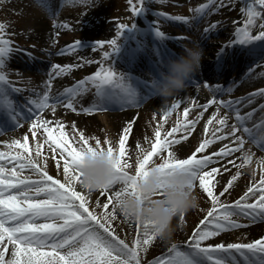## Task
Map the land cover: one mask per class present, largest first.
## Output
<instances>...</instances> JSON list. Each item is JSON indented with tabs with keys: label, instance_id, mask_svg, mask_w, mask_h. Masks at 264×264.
Instances as JSON below:
<instances>
[{
	"label": "snow or ice",
	"instance_id": "obj_1",
	"mask_svg": "<svg viewBox=\"0 0 264 264\" xmlns=\"http://www.w3.org/2000/svg\"><path fill=\"white\" fill-rule=\"evenodd\" d=\"M86 2L87 0H64V3L72 5ZM157 2L164 3L165 0ZM229 3H234V0H229ZM128 4L134 15L146 8L145 0H137L135 3L134 0H128ZM241 4L240 12L245 17L243 26L234 22L232 39L221 46L218 56L233 44L249 45L264 41V23L259 24L261 30L257 34L252 33L257 20L264 17V13L257 10V6L264 9V0H241ZM226 6L224 0H219V3L217 0H208V3L191 10L194 13L192 19L198 20L203 18L206 11H219ZM157 15L168 20L189 23V19L185 17H168L163 13ZM53 26L57 29L68 27L67 24L55 23ZM134 27L135 24L131 28L119 24L117 37L120 38L126 29L131 30ZM216 28L217 25L212 24L204 32L207 34ZM5 29L6 25L0 23V110L8 112L15 121V127H22L20 120L25 118L17 111L12 94L25 89L15 87L5 71L11 55L22 49L13 46ZM153 30L158 38H166L159 27L154 25ZM105 45L113 49L112 53H104V59L108 60L119 51L118 39L98 41L92 50ZM79 49L81 43L77 40L62 48L58 54L74 53ZM28 55L31 57V53ZM85 63L92 61L85 60ZM255 66L264 67L259 63ZM74 67L79 68L81 64L52 65L43 91L35 92L33 89L34 98H29L25 105L30 114L25 120L30 121L29 131L32 138L36 140L37 132L41 130L45 137L42 144L38 143L35 155L29 148L28 136L23 137V142L19 139L13 140L7 144L8 152H0V161H3L0 163V264H145L144 255L154 241L161 238V228L151 221L141 222L135 219L134 238L130 242L122 239L113 227V222L117 219L115 205L122 197L135 196L142 205L160 203L165 205V212L174 213L175 206L165 198L167 191L177 189L182 193L185 190L193 191L197 187L206 194L207 201L210 202L203 218L183 244H171L166 252L148 260L146 264H264V236L250 242L207 243L220 237L222 233L247 228L250 224L264 223V158L257 161L261 170L259 181L250 183L239 198L231 203L222 199L231 195L235 182L241 176L239 169L252 163L254 153L250 149L244 152L245 144L250 141L264 151V118L248 127V122L258 110L253 109L241 115L237 107L245 100L251 104L255 97H264V88L236 100L212 98L206 104L199 105L203 109L200 116L213 105H217V108L205 125V138L187 157L180 158L175 146L190 138L200 117L188 119L189 108L184 107V119L178 120L176 127L162 135L163 123L157 125L154 139L149 141V148H144L137 141L133 159L127 145L135 121L127 122L121 130L118 142L113 144L109 139L102 142L96 137H86L82 131L76 129L75 123L71 125L72 131L69 133L62 121L44 118V113L48 110L55 116L58 107L77 112V103L92 89L95 90V99L90 106H81V111L85 114H92L96 110L107 111L106 103L113 99L121 103V109L138 107L135 103L136 91L127 82L128 78L124 74L118 75L111 67H103L102 64L92 75L52 96V81L68 75ZM252 71L253 67L247 73ZM215 91L223 94L225 89L217 85ZM227 91L231 92L232 89ZM180 107L179 102L173 103L164 112L163 121L166 122L167 117ZM221 107L234 114V124L228 123L227 115H220ZM259 111L264 112V105L260 106ZM214 122L219 127L213 129V138H207L208 125ZM225 129L228 131L225 132ZM3 132L0 130V134ZM177 133L182 135L177 138ZM245 135L248 137L247 141L244 139ZM90 139L95 141L94 145L90 144ZM145 140L148 141V138L145 137ZM225 140H230L234 146L225 144L218 151H207L217 141ZM73 141L79 146H75ZM44 145L48 146L47 152L54 160L57 171L62 174L63 181L49 174L47 157L43 158L42 164L40 149ZM16 148L22 151L13 155V149ZM237 152L242 153V163L239 165L230 159ZM105 154L111 168L110 178L98 191L99 196L105 198V202L101 204L97 198L95 207H92L91 194L77 190V184L81 183L85 159ZM225 159L227 164L222 163ZM8 164L12 165L10 169ZM229 164L238 171L217 192L216 188L221 184L217 177L231 172ZM26 170L31 175H23ZM33 175L37 178L33 179ZM149 177H154L155 186L148 190L145 198V193L139 191V185L142 181L147 183ZM98 209L102 211H97ZM240 218L250 223H241ZM179 219L181 223L184 222L183 213L179 215ZM124 220L127 222L132 219L124 217Z\"/></svg>",
	"mask_w": 264,
	"mask_h": 264
},
{
	"label": "rangeland",
	"instance_id": "obj_2",
	"mask_svg": "<svg viewBox=\"0 0 264 264\" xmlns=\"http://www.w3.org/2000/svg\"><path fill=\"white\" fill-rule=\"evenodd\" d=\"M135 2H137V0H134V3ZM217 2L219 3V0H217ZM248 2H251V0H248ZM206 3H208V0H165L164 3H159L157 0H145V10L137 15H134L129 10L130 6L128 4V0H87L86 3H77L75 5L64 3V0H0V23L6 25L5 30L7 33V38L13 42V46L22 49V51L15 52L11 55L7 61V68L5 71L10 81L11 78L16 80V83H14L15 87L22 86L26 89V91L29 90V88L35 89L36 87H39V89L43 91V85L45 81L48 80V76L45 79L43 76L48 73V68L50 71L51 65L55 63L57 57L69 56L67 58L78 60L75 62L81 64V67H74V71H72V73L75 75L79 73V76H74L71 80H66V86L68 87H71L79 80L92 75L98 69V67L101 66V64L105 68L111 67L118 75L124 74V71L131 73L133 68L125 67L121 64V61L123 58V50L125 49L126 45L128 46L133 40L135 41L140 39L142 44L149 49L148 54L151 57L154 50L150 41L152 38H155V41L158 44L169 47V49H171L172 52H174L177 56L183 53L182 46L185 45L188 47H203L215 44V52L217 53L221 49L222 45L227 44L230 39H232V33L234 32L235 27L234 22L239 24V26H243L245 17L240 12V8L242 6L241 0H234V3H229V0H224L225 5L227 6L220 8L219 11L214 9L212 12L213 19H192L194 13L191 10L199 7L201 4ZM257 10L264 13V9H260L259 6H257ZM159 13H163L168 17L181 16L188 18L189 23L186 24V27L185 23L182 21L165 19L163 16L157 15ZM206 13L207 11L205 14ZM41 18H44V20ZM261 19L263 20L262 23H264V17ZM39 20L46 23V28L49 26L52 29L50 36H48L49 33L40 35L39 31H34L35 27L39 26L37 25ZM54 23L67 24L68 27L57 29L53 26ZM119 24L128 25L129 28L135 24V27L131 30L126 29L121 37L118 38L117 26ZM212 24H216L217 28L208 34H205L204 29ZM154 25L159 27V29L165 34V37H169L170 40L167 41L165 40L166 38H158L153 30ZM226 25L229 26L228 30H225ZM110 28L112 31H114L115 36L118 38L119 51L114 53L110 59L105 60L104 53L113 52L111 47H108L107 45H105L103 48L96 47L95 53L93 54H91V48H93V46L98 41L106 42L108 40L114 39L112 38V35L109 34ZM220 31H223L224 33H220V35L217 34ZM146 32L149 34L147 35V38L144 39L142 38V35ZM57 33L59 34L57 35ZM133 33H136V35L132 36ZM193 33H196V35ZM202 36H208L206 40L205 38L203 39L205 44L200 43L203 38ZM77 40H80L81 49L74 53H68L64 55L58 54L62 48H65L70 44H74ZM261 42L264 43V41H257L249 45L233 44L232 46L225 48L223 53L226 55V61L230 55L232 57L235 55L229 53V49L235 47L236 51L241 49H249L253 52H259L260 55L255 53V55L251 58H257L255 62L252 61L254 64H261L260 56L262 52L264 53V47L259 49V51L256 50L257 45ZM28 53H31V57L28 55ZM162 53H164V50H162ZM73 54H75V57ZM239 57L240 60H244L243 67L245 65L246 67L242 68L241 71L237 73L235 70L230 71L229 73L232 75V79H236L238 73L241 75L246 69L252 67L251 59L250 57H247V54L244 51L239 52ZM81 59L82 61H80ZM208 59L209 61H215L212 60L211 57H208ZM85 60H90L92 63H85ZM131 61L137 62L135 66L138 69H134L133 71H138L141 75L142 72H144L141 70L142 65L137 66V64L138 62H144V58L141 59V56H139L138 58L131 59ZM75 62L71 60L70 62L68 61V63L65 61L59 63H61L60 65L63 66L66 64H75ZM36 64L39 65L41 72H36V68H34L36 67ZM261 65H264V63ZM205 66L206 65L200 67L203 68ZM255 68L257 69V67ZM78 70H80V72H78ZM261 71L264 73V67H261ZM30 77L33 79H29ZM55 81L56 80L52 81V88L55 86ZM74 81L75 83H73ZM223 84L224 81H221L219 86L221 87ZM208 85V90L211 88L213 89L212 83H208ZM258 85L259 86H255L246 90L243 93V96L246 97L249 93L264 88L263 82L258 83ZM94 91L95 90L92 89L86 93L82 99L79 100V103L76 105L77 112H75V116L82 117L83 114H85L81 111V106L88 107L91 105L92 101H89V99L94 97ZM58 92V88H56V90L51 89V95H57ZM182 96L183 93L179 92L175 94L171 100V97L166 99V104L162 108L159 107L156 98L157 96H152L151 99L146 100L145 102L143 101L142 104L131 110L132 113L130 116V121H135V123L127 147L129 152L132 154L133 159L135 157L137 141H139L144 148H149V141L154 139V131L158 124L163 123V135L164 132L170 131L172 127H176L178 120L182 121L184 119L183 108L187 107V105H182L179 102V99ZM169 100L171 101L170 103H168ZM177 102L180 103L181 107L172 113L171 116L167 117L166 122H164V112L170 108L173 103ZM118 104L119 101L113 99L106 103V107L108 108L107 111L96 110L93 112V115L99 116V120H102L101 122L103 124H100L99 126L101 131H99V127L86 131L82 130L80 127H76V129L82 131L86 137H96L102 142L105 139H109L113 144H116L118 142L121 130L123 129V127L118 128V130L116 129V125L119 126V123L121 122L116 118V116L121 114V110L114 108V106ZM5 111L6 110H3L2 113L4 117ZM154 116L156 119H153ZM63 123L65 124V130L71 133V125L74 123V120L65 117ZM29 128L30 125L25 128L23 131L25 134L17 135L16 130H6V134H1L0 152H8L7 144L17 139L23 142V137L28 136L29 148L33 155H35V150L38 146V143H43L44 135L42 131H39L37 132V139L34 140L31 136ZM176 135L177 138H179L182 133H177ZM199 135L200 136L197 137V133L193 132L191 137V139L193 138V143L189 153H191L198 143L205 138L204 127L201 129V134ZM145 137L148 138V141L145 140ZM207 138L210 137L207 135ZM191 139L187 140L188 144L190 143ZM89 142L90 144H95V141L92 139H90ZM73 143L75 145V141H73ZM75 146L78 147L79 145ZM181 146L182 144L179 145V147ZM47 148V145H44V147L40 149L42 154L41 162L43 164V158L47 157V171L54 178H60L63 181L62 174L57 171L55 162L51 159L50 154L47 152ZM17 151L22 150L18 148L13 149L12 154L14 155ZM186 156H188V153H184L179 157L185 158ZM11 167L12 165L8 166L9 169ZM253 173H255V175H253ZM23 175L27 176L31 175V173L26 170ZM260 175L261 170L257 164L247 166L242 170L241 176L235 182V186L231 191V195L222 199L229 203L235 201L246 190V187L250 183L259 181ZM36 178L37 177L33 175V179ZM224 182H221L220 186L216 188L217 192L221 190ZM78 188V190L81 191L80 187ZM193 194L197 197V207L184 214L183 223H181L179 216H176L172 219V233L170 238H157L154 241L153 245L149 248V251L146 253V255H144L145 264L148 260H152L166 252L171 244H183L191 235L193 229L199 223L200 219L203 218L206 210L210 207V202L207 201L206 195L202 193L198 187L193 189ZM97 198L100 199V196L99 193L96 192L95 198L92 199V201L90 200L92 207H95ZM102 203L103 202H101V204ZM97 211H102V209H98ZM240 222L246 224L250 223L248 220L243 218H240ZM255 226L256 224H250V226L247 228L237 229L229 233H222L220 237L214 238L207 243L215 244L220 242H250L254 240V238L251 239L249 231ZM113 227H115L117 234L122 239H126L130 242L134 238L135 224L133 220L125 222L124 217L117 214V219L113 222Z\"/></svg>",
	"mask_w": 264,
	"mask_h": 264
},
{
	"label": "bare ground",
	"instance_id": "obj_3",
	"mask_svg": "<svg viewBox=\"0 0 264 264\" xmlns=\"http://www.w3.org/2000/svg\"><path fill=\"white\" fill-rule=\"evenodd\" d=\"M213 10L210 13L207 12L203 16V19H207V20H209L211 18L213 19V17H212ZM41 19L44 20V18H41ZM262 21L263 20L261 18L257 20L256 27L252 29L253 34L254 33L257 34V31L261 30L259 28V24L262 23ZM37 25H39V26L35 27V29H34L35 32L39 31L40 35L49 33L48 36H50V32H52V29L49 26H48V28H46V23L44 21L39 20V23ZM185 26L187 27L186 24H185ZM228 29H229V26L226 25L225 30H228ZM109 31H110L109 34L112 35V38L118 39L115 36V33H114V31H112L111 28L109 29ZM220 33H224V32L220 31L217 34L220 35ZM148 34H149L148 32L144 33L142 35V38L146 39ZM193 34L196 35V33H193ZM134 35H136V33L132 34V36H134ZM203 36H204V34H203ZM204 38L206 40L208 38V36H205L202 38V40L200 42L201 44H205L203 41ZM165 40L169 41L170 38L167 37ZM150 41H151V45L153 46V49H154L153 55H152L153 59L148 54L149 49L145 45H143L142 41L139 39V40H135V41L133 40L128 46L126 45L125 49L123 50V58H122L121 64L127 68L132 67L133 70L138 69L135 66L136 62L131 61L132 56L139 54V56H141V59L144 58V62H140L142 64V69L144 71V72H142L141 75H140V72H138V71L132 70V72L129 73L127 71H124V69H123L124 75L128 78L127 82L136 91L137 95H136L135 103L137 104V106L142 104L143 101L145 102L146 100L151 99L152 96H157L156 98H157L159 107L162 108L163 106H165L166 102L162 97H160L157 94V92L155 90V83L160 78V74H158V73H161V71H166V64H167L168 60L176 59V58L174 56V53L168 52L169 50L166 46L158 44L155 41V38L150 39ZM215 46L216 45L213 44V45L201 47L203 49V53H204V58L201 61V66L208 64L209 69L200 67V70L197 72L199 74L193 76L196 80L195 83H192L189 80L187 87L183 91H181L183 93V96L179 99V102L182 105L183 104L187 105V108H189L188 118L197 119L198 116L200 117L198 120V123L195 127V130H194V132L197 133V137L200 136L199 134H201V129L203 127L205 128L207 121L211 118L212 114L216 111V108H217V105H213V106L209 107L206 112H203L202 116H200V113L203 111V109H201L199 107V105L206 104L207 101L212 99V98L220 99L222 96H220V93L216 92V91L214 93H211V94L206 93L205 91L201 90V88L197 87L196 85L198 83H200V81H201V83H207V82L217 83L220 81V79L222 77H224L226 75L227 72L231 71L232 69H235L236 71H240L242 68H244V67H242L241 61L239 59L240 58L239 52H241V51H244L247 54V57H250V58L253 57L255 55V53L257 55H260L259 52H253L252 50H249V49H247V50L241 49L239 51H236V48L233 47L232 49H229V53L235 54V55L233 57L230 55L226 61V59H225L226 55L223 52H221L219 54V56L217 55V53L215 52L216 51ZM250 47H251V45H250ZM262 47H264L263 42H261L260 44L257 45L256 50L259 51V49H261ZM163 49L165 50V52H168V54H167L168 60L166 58L160 56L161 54H163L162 53ZM144 51L147 54H145ZM93 53H95V51H93L91 48V54H93ZM73 56L75 57V54H73ZM154 56H155V58H154ZM67 57H69V56H67ZM67 57L66 56L57 57V59L55 60V63H53V65L61 64L59 62H62V61H65L66 63H68V61L70 62L71 60H73L74 62L78 61V60L70 59ZM208 57H211L212 60H215V61L214 62L209 61ZM251 59L253 60V62H255V60L257 58H251ZM80 61H82V59ZM260 63L261 64L264 63V56L261 57ZM75 64H76V62H75ZM34 68H38V67H34ZM50 71H51V69H50ZM72 71H74V70H72ZM72 71L66 76L57 77L55 79L56 80L55 86L52 88V90H56V88H58L59 89L58 94L62 93L64 88L68 87V86H66V80H71L74 76H79L78 75L79 73L77 75H75L74 73H72ZM78 72H80V70H78ZM261 73H263V71H261V67H259L257 69L254 68V71H252L250 74H247L246 77L243 76L241 78V82H239V80H240L239 78H237L238 82H235L236 80L234 81L231 78H227L225 85L228 84L229 80H231L230 82H232V83L235 82L238 84L233 83V84L229 85L227 88L225 87L223 89L226 90L225 92H228L227 90L229 88H231L232 89L231 95L238 96L236 99H239V98L243 97V96H241V94H243L246 90L251 89L252 87H255V86H259L258 83H261V82L264 83V75H261ZM47 76L48 75L46 74L44 79ZM199 76H201V77L199 78ZM73 83H75V81ZM54 96H56V95H54ZM172 98H173V96L170 98V100ZM94 99H95V97H92L89 99V101H93ZM236 99H232V100H236ZM170 100L168 101V103L171 102ZM261 105H264V97H261V96L255 97L251 104H248L247 101L245 100L243 103L237 105V107H239V109H240L241 115H244L245 113L251 112L253 109L258 110L255 112L252 120L250 122H248V125H247L248 127H252L254 123H259L261 118H264V112L259 111V108ZM114 108L120 109V106H114ZM133 108H135V107H125V108H123L125 111H121V114L119 116H116V118L119 119V121H121L119 123L120 124L119 126L116 125L117 130L120 127H124L127 124V122L130 121V116L132 113L131 110ZM74 114L75 113L70 112V110L68 111L67 109H65L63 107H58L57 111L55 113V116H53L51 111L48 110L44 113V118L49 119V120L58 119L62 122L64 121L65 117L70 118V119L74 120L76 127H80L82 130H85V131L99 127L100 124H103L101 122L102 120H99L100 117L93 115V113L92 114H83L82 117H77ZM220 115L221 116L227 115L228 116V123L230 125L234 124L236 122L235 118H234V114L231 113L228 109H224L221 107L220 108ZM66 120H68V119H66ZM215 127H219V125H216L215 122L212 125H208L207 135L210 138H213L211 134H212V131ZM25 128H26V123L23 124L22 128L17 127L16 128V131H17L16 134L17 135L18 134L19 135L25 134L23 132L25 130ZM99 131H101L100 127H99ZM227 131H228V129H225V132H227ZM192 135L190 136L189 139H191ZM218 135H219V133H218ZM244 139L247 141L248 137L245 136ZM192 143H193V138L190 140L189 144L187 141L186 142L182 141L181 147H179V145L175 146V151H176L177 155L181 156L184 153H188V155H189L190 154L189 150L191 148ZM225 144H229L230 146H234V145H231L230 140L217 141L215 144H213L209 147L208 152L211 153V152L218 151ZM249 149L251 150V153H254L251 165L257 164V161L259 159L264 158V151H262L256 145L252 144L250 141L245 144L243 151L247 152ZM230 159H232L235 162V164L239 165L242 163V153L237 152L232 157H230ZM0 163H3V161H0ZM222 163L227 164V159L222 161ZM8 166H11V164L10 165L8 164ZM216 166H219V165H216ZM228 167L231 169V172H225L222 177H217L218 179H220L221 182H224L225 180L229 179L232 174H235L238 171V169L236 167H233L231 164H229ZM246 167L247 166L240 168L239 171L242 172V170ZM78 187H80L79 184H77V190L79 189ZM80 190L87 194V192L85 190H83L81 187H80ZM96 192L99 193L98 191H96ZM96 192L91 193V195H90L91 201H92V199L95 198ZM202 193H204V192L202 191ZM100 199H101V202H103V203L105 202L104 197H100ZM249 233H250L251 239L252 238L259 239L260 237L264 236V223H256V226L251 228ZM255 237H258V238H255Z\"/></svg>",
	"mask_w": 264,
	"mask_h": 264
},
{
	"label": "clouds",
	"instance_id": "obj_4",
	"mask_svg": "<svg viewBox=\"0 0 264 264\" xmlns=\"http://www.w3.org/2000/svg\"><path fill=\"white\" fill-rule=\"evenodd\" d=\"M183 53L176 59L168 60L166 71H161L159 80L155 83L157 94L166 100L169 97L183 91L188 81L200 70L201 61L204 58L203 49L199 46H182ZM110 164L105 155H97L95 158L89 156L84 162V173L81 177L80 187L89 194L101 190L110 178ZM155 186L154 177H149L147 183L141 182L139 191L145 193L147 198L148 190ZM176 211L165 212L164 204L143 205L135 196L122 197L116 205L118 215L141 222L151 221L158 228H161V239H168L172 233L171 221L181 213L197 207V197L191 190L181 191L169 189L165 197Z\"/></svg>",
	"mask_w": 264,
	"mask_h": 264
}]
</instances>
